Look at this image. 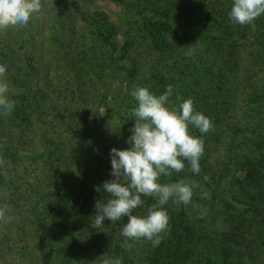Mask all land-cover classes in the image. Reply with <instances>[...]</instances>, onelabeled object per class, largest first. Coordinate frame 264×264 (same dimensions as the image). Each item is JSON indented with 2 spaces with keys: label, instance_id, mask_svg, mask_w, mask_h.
<instances>
[{
  "label": "rangeland",
  "instance_id": "374dc122",
  "mask_svg": "<svg viewBox=\"0 0 264 264\" xmlns=\"http://www.w3.org/2000/svg\"><path fill=\"white\" fill-rule=\"evenodd\" d=\"M173 2L181 7L171 9ZM232 3L42 0L41 12L26 26L0 29V64L7 66L4 79L9 98L16 102L10 115H0V205H8L12 217L10 223H0V264H94L104 254L121 259L122 264H153L149 260L155 257L160 264H166L167 258L179 260L177 256L182 253L168 249L166 233L164 247L157 254L147 240L129 241L133 247L122 248L125 238L121 230L127 217L116 223L105 219L103 232L90 228L96 202H106L108 193L87 207V231L81 226L71 230L78 222L79 195L89 186L102 188L105 181L114 179L111 149L130 147L127 140L135 124L130 110L137 106L131 91L136 86L161 95L172 85L175 91L171 100L176 107L191 98L195 109L213 121L214 131L202 137L201 172L192 173L185 161V169L174 173L197 184L200 196L193 206L195 221L201 227L210 226L220 238L234 223L242 229L247 224L260 225L261 219L254 218L239 199L243 200L245 193L255 194L258 209L264 210V45H259L264 44V15L260 27L255 22L233 24L228 15ZM217 5H221L219 14ZM162 10L184 20L211 15L208 22L215 31L216 21L227 24L226 36L216 40L197 36L182 42L181 36L156 32L157 14ZM91 31L99 34L97 40ZM123 31L137 44L126 49L116 75L107 77V44L119 42ZM169 34L175 44L167 39ZM194 44L193 56H185L184 47ZM11 61L19 65L24 61V73L19 75ZM99 123V139L94 140L93 131ZM190 132L201 135L192 127ZM97 141L105 145V164ZM231 144L236 145L235 166L222 179L219 192L236 197L245 219L218 197L201 198L215 176L217 179L223 174ZM245 156L256 162L259 175L252 169L247 175L246 168L236 169ZM142 198L145 204L133 213L138 216L147 215L148 208L157 203L154 198ZM229 202L234 204L232 199ZM164 209L168 215L175 214L178 204L170 200ZM259 250L264 252V246ZM192 261L196 264L195 257Z\"/></svg>",
  "mask_w": 264,
  "mask_h": 264
},
{
  "label": "clouds",
  "instance_id": "9594fccd",
  "mask_svg": "<svg viewBox=\"0 0 264 264\" xmlns=\"http://www.w3.org/2000/svg\"><path fill=\"white\" fill-rule=\"evenodd\" d=\"M41 10L42 0H0V29L24 27ZM228 15L233 24L252 25L264 15V0H233ZM167 39L175 44L171 34ZM184 48L187 49L185 56H193L195 44ZM6 72L7 66L0 64V115L3 116L10 115L16 105L8 95L9 85L4 79ZM174 91V87L168 85L163 94L156 95L147 87L136 86L131 91L137 106L130 110L135 121L130 129L132 135L127 140L130 147L110 151L114 179L102 185L110 198L106 202H96L93 228L103 232L105 219L116 223L127 217L128 222L121 230L125 238L121 247L128 250L133 247L129 241L147 240L153 247L160 245L169 230L170 218L164 205L170 200L185 206L193 203L195 181L181 179L162 184L160 178L182 172L185 161L192 173L199 174V161L204 154L202 137L214 131L213 121L195 109L191 98L182 100L176 107L171 100ZM176 99L181 100L179 96ZM190 127L201 135L193 136ZM208 179V176L204 177L205 181ZM142 197L154 198L157 203L148 208L147 215L138 216L133 213L145 204ZM8 211V205H0V223L11 222ZM94 264H122V260L104 254Z\"/></svg>",
  "mask_w": 264,
  "mask_h": 264
},
{
  "label": "trees",
  "instance_id": "16d2710c",
  "mask_svg": "<svg viewBox=\"0 0 264 264\" xmlns=\"http://www.w3.org/2000/svg\"><path fill=\"white\" fill-rule=\"evenodd\" d=\"M172 4L173 5H171V9L173 10L175 8L177 9L181 7L179 3L177 4L173 2ZM217 7L218 9L216 10V13L219 14V11H221V5H217ZM210 17L211 15L208 17L204 16L202 19L198 20H191L190 18H186L184 20L174 14V12L172 11L169 13L167 12V10H162L157 14L156 21L159 23V25L156 26L154 31L159 33H161L162 31L169 32L172 33L174 37L178 38L179 36H181L182 42L187 41L189 38H195L197 36L209 38L210 40H216V37L220 39L221 37L226 36L225 30L227 29V24H221L220 22L216 21L215 31L211 24L208 22V20H210ZM254 22L256 27L261 26L260 18H258V20H255ZM96 29L97 31H100L99 28ZM96 29L92 28L91 30ZM33 32V29L29 31L31 40L34 37ZM91 32L93 33V31ZM22 34H24V32ZM98 35L99 34H97L96 36L98 37ZM96 36L94 35V38H96ZM102 37L103 39L107 38V36ZM120 38L121 39L119 40V42H109L107 44L108 48L110 49V52L107 56V65L109 64L110 66V72L109 75H106L107 77L116 75V72L122 67L121 59L125 54L126 49H128L131 44H137V41L134 43L132 38H130V36L124 31L120 33ZM29 41L30 40H27V43H29ZM28 53L29 52L26 53V56L28 55ZM11 64L12 67H16L19 75L21 73H24L22 72V69L24 68V61L23 65H19V63H16L15 61H11ZM28 69H31L29 73L32 75V77L35 76V74H33V68L28 67ZM26 73L27 72H25V74ZM100 123L97 127H95V131H93L94 140H97V138L99 139L98 134L100 132ZM96 143L99 147L102 148L103 163L105 164L107 160V152L103 150L105 149V145L99 141H97ZM235 149V144H231L229 146V150L226 149L228 151V156L225 160L226 168L225 170H223V174L218 175L217 179L215 176L213 181H211V183L205 190L207 193H203L201 198L204 200H214L216 197H218V199H221V201L226 204V206L240 211L243 218L245 219L246 216L243 214V211L239 210L240 208L238 206V202L236 201V197H234L233 194H228V196H226V193L223 194L222 192H219L220 188H222L220 185L222 184V179H224L229 171H232V167L234 169ZM238 168H246L244 175H247L250 169H252L257 175H259V171H261L256 165V162H250L248 159H246V156L244 157L243 161L239 160V164L236 166V169ZM174 173L175 172H173L170 177L161 176L160 182L165 184L175 183L181 180L178 176H176L177 174ZM236 182L237 179L235 178L234 183ZM237 185L238 189H240L241 187L238 183ZM197 191L198 190H196V188L193 189L194 195L192 197V204L187 206L179 204L177 213L172 214V212H170L169 214V230L166 232V234L168 235V238L166 240L168 249L172 253L180 252L182 254H179L177 256L179 260H176L174 257H172L171 259L167 258L166 264H192L193 257L196 258V264H264V257L262 256L264 252H261L259 250L260 245L264 246V210H260L257 207V195L254 194V196L245 193L244 198H242L243 200L239 198L238 199L241 204H244L245 207L247 206L248 208H250L251 213L254 214V218L256 217L258 219H261L262 222L260 223V225L247 224V227L242 226V229L239 224L234 223V225L224 233L223 237L220 238V236L216 237V233H212V231L210 230V226L201 227V225L196 222L195 218L193 217L194 202L197 200L199 201L200 196ZM105 194L106 192H104L102 188H100V191H97V188L89 186L87 190H85V192L79 195V201L77 204V213L79 216H77L78 222L76 224V227L71 230L77 231L78 226H81V230L87 231L86 227L89 226V217H87L86 215V209L93 201H95V199H97V197ZM231 199L232 201H234V204H231L229 202ZM244 210L246 211V208ZM89 227L91 228L93 226L91 225ZM235 240H238V242H234ZM115 245L117 247L119 246V244L117 243H115ZM163 245L164 243L161 242L160 245L156 247V249L154 250L156 254L164 247ZM187 258H190V260ZM151 262L153 264H160V260L157 259V257H155L154 260H149V263Z\"/></svg>",
  "mask_w": 264,
  "mask_h": 264
}]
</instances>
